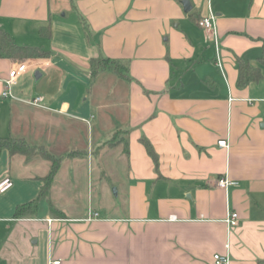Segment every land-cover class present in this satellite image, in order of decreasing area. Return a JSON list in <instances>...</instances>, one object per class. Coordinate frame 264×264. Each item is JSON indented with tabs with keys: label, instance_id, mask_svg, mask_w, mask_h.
I'll return each mask as SVG.
<instances>
[{
	"label": "crops",
	"instance_id": "1",
	"mask_svg": "<svg viewBox=\"0 0 264 264\" xmlns=\"http://www.w3.org/2000/svg\"><path fill=\"white\" fill-rule=\"evenodd\" d=\"M189 3L0 0L13 42L51 53L22 61L13 89L41 95L40 106L1 96L16 62L0 59V138L60 158L36 214L15 218L50 165L0 149V181L12 183L0 193V264H215L216 254L264 264V0ZM209 13L218 55L189 16ZM104 58L123 75L91 78V59ZM237 58L259 69L257 81L239 84ZM77 176H87L82 200ZM219 177L234 184L218 188ZM228 211L239 217L231 229Z\"/></svg>",
	"mask_w": 264,
	"mask_h": 264
},
{
	"label": "trees",
	"instance_id": "2",
	"mask_svg": "<svg viewBox=\"0 0 264 264\" xmlns=\"http://www.w3.org/2000/svg\"><path fill=\"white\" fill-rule=\"evenodd\" d=\"M196 24L198 25V17H194L193 15H189ZM50 29L48 26L42 27L39 29V35L42 37L49 36ZM50 51L44 50L41 47L37 46H26V45H18L13 42L11 37L2 29L0 28V59H9L14 62H22L27 59L32 58H47L50 56ZM237 65H238V73L239 84H244L247 81H257L260 74L259 69L257 67L251 66L250 64L242 61L241 59L237 58ZM125 65L117 60V59H91L90 61V75L91 78L100 72L104 71H113L118 73L119 75H123L121 69H123ZM140 142L144 146L147 154L151 157L154 167L157 170L158 167V157L155 153L152 145L149 143L148 140L145 138H140ZM0 149H6L11 156H26L31 157L34 155H40L45 158L49 162V170L46 176L42 178L43 186L41 187L40 191L38 192L37 196L25 203L19 204L14 209V217L21 218L28 215H34L37 212V203L41 199H47L48 195V187L52 180L54 179L59 163L60 158L55 157L49 154L44 148L42 147H33L26 143L22 139L17 138H0ZM50 212L52 215H61L58 213L54 208V205L49 202Z\"/></svg>",
	"mask_w": 264,
	"mask_h": 264
},
{
	"label": "built area",
	"instance_id": "3",
	"mask_svg": "<svg viewBox=\"0 0 264 264\" xmlns=\"http://www.w3.org/2000/svg\"><path fill=\"white\" fill-rule=\"evenodd\" d=\"M198 27L200 29H202L205 36L211 40V42L214 46L215 52L218 55L219 39H218L217 30H216V17L214 16V14L209 13L207 16L201 17L198 20ZM217 59H218V56H217ZM25 69H26L25 62H16L14 64V66L10 69L7 78H5L3 80V89L1 91V96L3 98L21 100V101H24V102L29 103L31 105H34V106L43 105L42 104L43 97L41 95L30 97L28 99H23V98L16 96L13 93V89L17 84V79L20 76V74L25 71ZM217 144L220 147H226L227 146L225 140H220L217 142ZM232 184H234V182H232L231 180H229L226 177H219L216 180V186L218 188H221V189H227L228 186H230ZM11 185H12V183L9 179L5 178V179L1 180L0 181V193H3L6 190H8L11 187ZM95 216H97L96 213L91 215V217H95ZM238 219H239V217H238V214L236 212L228 211L227 215H226L225 222H226L227 226L231 229V228L237 226ZM226 247H228V245H226ZM213 258H214L215 264H228V262H229V258L227 255L221 256V255L216 254V255H214ZM48 264H60V261L59 260H51V261H49Z\"/></svg>",
	"mask_w": 264,
	"mask_h": 264
},
{
	"label": "rangeland",
	"instance_id": "4",
	"mask_svg": "<svg viewBox=\"0 0 264 264\" xmlns=\"http://www.w3.org/2000/svg\"><path fill=\"white\" fill-rule=\"evenodd\" d=\"M76 179V183L79 186L78 190L76 192V200H82L85 198V196L87 195V191L86 190V184H87V176H85V180H82V177H75ZM84 184V185H83Z\"/></svg>",
	"mask_w": 264,
	"mask_h": 264
},
{
	"label": "water",
	"instance_id": "5",
	"mask_svg": "<svg viewBox=\"0 0 264 264\" xmlns=\"http://www.w3.org/2000/svg\"><path fill=\"white\" fill-rule=\"evenodd\" d=\"M181 4H182L185 12H188L190 10L191 6L189 3V0H181ZM33 77H34V80L37 81L40 77V72L35 71L33 74Z\"/></svg>",
	"mask_w": 264,
	"mask_h": 264
}]
</instances>
